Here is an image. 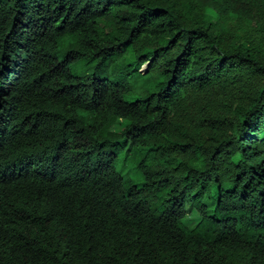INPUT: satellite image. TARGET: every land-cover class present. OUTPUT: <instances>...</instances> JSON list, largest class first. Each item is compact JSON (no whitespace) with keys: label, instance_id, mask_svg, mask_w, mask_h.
I'll return each mask as SVG.
<instances>
[{"label":"trees","instance_id":"obj_1","mask_svg":"<svg viewBox=\"0 0 264 264\" xmlns=\"http://www.w3.org/2000/svg\"><path fill=\"white\" fill-rule=\"evenodd\" d=\"M0 264H264V0H0Z\"/></svg>","mask_w":264,"mask_h":264},{"label":"rangeland","instance_id":"obj_2","mask_svg":"<svg viewBox=\"0 0 264 264\" xmlns=\"http://www.w3.org/2000/svg\"><path fill=\"white\" fill-rule=\"evenodd\" d=\"M142 71L146 70V64H143V66L141 67ZM122 126V123L120 121L116 122L114 125H112V128L114 130L119 129ZM126 146V145H125ZM134 170H131L130 174H133ZM190 212L185 216L184 218V223L186 226L188 227H193L196 222L199 220V214L198 212L194 209V208H190L189 210Z\"/></svg>","mask_w":264,"mask_h":264}]
</instances>
